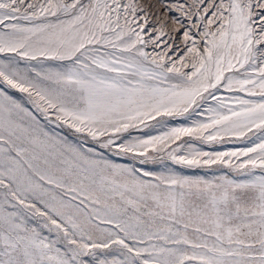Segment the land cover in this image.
<instances>
[{"label":"snow or ice","instance_id":"1","mask_svg":"<svg viewBox=\"0 0 264 264\" xmlns=\"http://www.w3.org/2000/svg\"><path fill=\"white\" fill-rule=\"evenodd\" d=\"M0 86V264H264V0H0Z\"/></svg>","mask_w":264,"mask_h":264},{"label":"rangeland","instance_id":"2","mask_svg":"<svg viewBox=\"0 0 264 264\" xmlns=\"http://www.w3.org/2000/svg\"><path fill=\"white\" fill-rule=\"evenodd\" d=\"M149 51H151V48L148 49ZM2 87V86H0ZM10 92H12V94L16 95L18 98L20 96L19 93H15L14 90H10ZM218 94H223L225 96L229 95V93L223 92V90H221V93ZM243 95V94H241ZM248 98V97H245ZM179 122H184V121H179ZM58 131H60L58 129ZM135 134H139V133H135ZM71 139V136H70ZM201 147H203L205 150H216V151H222V150H228V149H235V148H240V147H245L247 146V143L245 141H232V142H226L225 144L222 145H213V146H209V145H199ZM118 162H127L126 160H118ZM177 171H182L184 174L186 175H201V176H206L207 178L211 179L213 178L214 175H218L221 174V172H226L227 169H223V170H218L215 167H213L212 169H181L179 166H177Z\"/></svg>","mask_w":264,"mask_h":264}]
</instances>
